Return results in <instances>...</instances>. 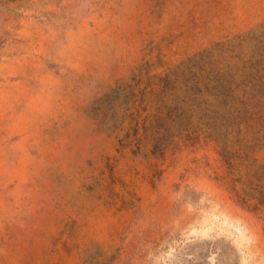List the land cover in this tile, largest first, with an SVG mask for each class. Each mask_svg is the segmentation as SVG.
Here are the masks:
<instances>
[{"label":"rangeland","instance_id":"obj_1","mask_svg":"<svg viewBox=\"0 0 264 264\" xmlns=\"http://www.w3.org/2000/svg\"><path fill=\"white\" fill-rule=\"evenodd\" d=\"M0 264H264V0H0Z\"/></svg>","mask_w":264,"mask_h":264}]
</instances>
